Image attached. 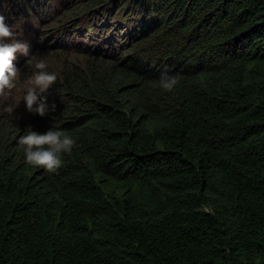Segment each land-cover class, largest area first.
I'll return each mask as SVG.
<instances>
[{"label": "trees", "instance_id": "1", "mask_svg": "<svg viewBox=\"0 0 264 264\" xmlns=\"http://www.w3.org/2000/svg\"><path fill=\"white\" fill-rule=\"evenodd\" d=\"M107 1L135 32L89 23L100 49L47 69L54 110L0 102V264H264V0L82 6ZM50 128L75 140L55 173L17 143Z\"/></svg>", "mask_w": 264, "mask_h": 264}, {"label": "rangeland", "instance_id": "2", "mask_svg": "<svg viewBox=\"0 0 264 264\" xmlns=\"http://www.w3.org/2000/svg\"><path fill=\"white\" fill-rule=\"evenodd\" d=\"M87 0H28L21 3V6L9 4L12 8L9 11V22L7 25L14 33L16 39L27 42L30 46V56L25 57L17 53L13 61L19 68L20 76L16 81V87L10 95L0 98V102L10 103V100L17 101L25 93L28 79L31 77L33 68L29 65L32 63V57L36 60H44L48 68L56 69L61 63L80 64L86 59L84 50H97L93 43L98 38V30L95 26L87 25L94 20H106L120 22L118 37L126 31L133 34L136 29L135 24L137 14L133 11L130 3L126 1L123 6L117 8L107 2L101 3L89 9L83 8ZM76 3L79 9H73L67 12L71 3ZM31 4L28 10L22 6ZM23 11L22 13L20 11ZM107 14V17L105 16ZM6 22V21H5ZM89 35H85L87 31ZM118 28H115V31ZM57 40V42H55ZM98 41V40H97ZM7 42V41H4ZM86 44V45H84ZM99 44V41H98ZM111 48L105 49L109 50ZM104 50V49H102ZM112 48L111 52H116ZM47 51V52H46Z\"/></svg>", "mask_w": 264, "mask_h": 264}, {"label": "clouds", "instance_id": "3", "mask_svg": "<svg viewBox=\"0 0 264 264\" xmlns=\"http://www.w3.org/2000/svg\"><path fill=\"white\" fill-rule=\"evenodd\" d=\"M17 53L29 57L30 46L27 42L14 37L13 31L5 23V17L0 15V98L10 95L16 87L21 71L13 63ZM29 66L34 70L28 79L22 99L27 111L44 116L55 108V104H52L50 108L45 94L56 82L57 74L47 71V63L42 59L36 60L34 56ZM177 83L178 80L175 77L167 76L162 77L160 81L161 87L166 91H171ZM6 110L9 113L13 112L11 106ZM17 143L24 152L27 165L42 168L48 173H55L62 166L61 155L71 152L75 140L62 130L50 128L43 133L31 130L19 136ZM203 210L214 214L207 206Z\"/></svg>", "mask_w": 264, "mask_h": 264}]
</instances>
